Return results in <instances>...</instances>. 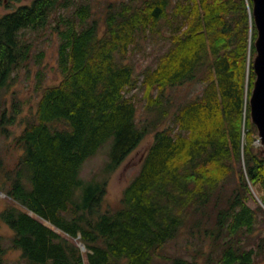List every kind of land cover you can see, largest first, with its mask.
I'll return each instance as SVG.
<instances>
[{
    "label": "trees",
    "instance_id": "trees-1",
    "mask_svg": "<svg viewBox=\"0 0 264 264\" xmlns=\"http://www.w3.org/2000/svg\"><path fill=\"white\" fill-rule=\"evenodd\" d=\"M94 1L0 0L12 8L0 13V131L22 126L15 165L0 152V228L10 230L0 264L8 251L14 264H264V235L254 239L264 147L253 144L249 111L252 1ZM48 31L60 78L47 84L46 66L37 70L33 110L32 95L11 88L31 78V59L43 61L33 47ZM151 37L167 47L139 71L130 53ZM195 80L204 86L189 94ZM148 134L119 207L104 205L111 173ZM105 144L101 172L85 179L83 163Z\"/></svg>",
    "mask_w": 264,
    "mask_h": 264
},
{
    "label": "rangeland",
    "instance_id": "rangeland-1",
    "mask_svg": "<svg viewBox=\"0 0 264 264\" xmlns=\"http://www.w3.org/2000/svg\"><path fill=\"white\" fill-rule=\"evenodd\" d=\"M30 0H11V4L14 7L19 4L29 2ZM8 2V1H7ZM95 6L98 8L102 5L103 0H95ZM11 7H4L3 5L0 7V13L10 11ZM254 41V40H253ZM142 48L136 49L135 52L130 53L129 58L132 59L136 63V67L139 71L146 68L147 66L155 65L157 56L164 51L167 47V40L162 37H151L147 39L145 42H142ZM56 46H57V37L51 31H48L45 35H37L35 36V42L33 47V53H37L39 50L44 51V58L40 65H37L31 59L30 65L32 68V76L28 80L21 79L19 82L15 83L11 88L12 91H15L19 95L20 99L30 98V104L33 107V110L36 108V103L38 101V95H33V87L35 86V76L34 74L37 70L43 65L46 66L47 69V77L46 83L51 84L59 80L60 74L57 71V55H56ZM254 53L251 55V61L254 58ZM35 57V55H34ZM250 58V56H249ZM255 79V75H254ZM253 79V82H254ZM204 86L203 81L195 80L191 82L189 85V94L199 93L202 87ZM253 87V85H252ZM252 89V88H251ZM131 92L136 93L135 99L137 104H141V89H134ZM130 93V92H129ZM194 96V95H193ZM11 100L10 94L8 93V101ZM29 106V105H28ZM140 110V109H139ZM23 115L29 113V109L25 106L22 110ZM12 130L9 135H4L2 131H0V152H2L5 163L7 166L12 167L15 165L21 150L18 148L15 142V136H17L22 126L19 123L12 124L9 126ZM256 139L253 140V144L258 146L260 142H258V131L256 130ZM152 140V134H148L141 143L126 157V159L117 167V169L111 173L108 182H107V192L106 198L104 201V205L109 204L113 209L119 207L120 200L122 196V191L125 185L133 178V176L139 171L142 157L147 150L149 144ZM262 146V145H261ZM108 150L109 145L105 144L99 152L86 160L83 163L81 174L85 179L92 177L93 174H99L101 172V168L104 166L105 161L108 158ZM250 185V184H249ZM254 188V187H253ZM252 189V188H251ZM254 198L257 202L261 201L258 196V191L253 189ZM261 193H264V190H261ZM8 197L4 193H0V207L4 201H6ZM260 203V202H259ZM250 204L252 206L255 205L253 200H250ZM262 232L257 230L256 235L254 236L255 240H258L260 236L264 235V226H262ZM10 230L7 229L5 225H2L0 228V234H7ZM79 237V236H78ZM77 245L80 247V251L82 253L85 252V246L79 239L76 240ZM191 249V248H190ZM19 257L17 251H8L6 254V264H14L16 259ZM201 262V259H200Z\"/></svg>",
    "mask_w": 264,
    "mask_h": 264
},
{
    "label": "water",
    "instance_id": "water-1",
    "mask_svg": "<svg viewBox=\"0 0 264 264\" xmlns=\"http://www.w3.org/2000/svg\"><path fill=\"white\" fill-rule=\"evenodd\" d=\"M252 2L257 38L254 41L256 55L252 60L255 79L249 106L251 121L257 126L258 139L264 147V0H252ZM0 193L2 194L1 191Z\"/></svg>",
    "mask_w": 264,
    "mask_h": 264
},
{
    "label": "bare ground",
    "instance_id": "bare-ground-1",
    "mask_svg": "<svg viewBox=\"0 0 264 264\" xmlns=\"http://www.w3.org/2000/svg\"><path fill=\"white\" fill-rule=\"evenodd\" d=\"M252 1V0H251ZM249 11H250V13H251V17H252V22L254 23V26H255V22H254V17H253V2H252V5H250L249 6ZM255 28H256V26H255ZM256 38H257V29H256ZM255 38V39H256ZM255 39H254V41H255ZM253 44H254V42H253ZM254 47H255V45H254ZM255 55H256V50H255ZM255 55H254V57H255ZM253 60V59H252ZM252 63V62H251ZM253 68V67H252ZM253 73H254V70H253ZM254 75H255V73H254ZM251 94V93H250ZM249 98H250V96H249ZM249 111H250V106H249ZM250 120H251V118H250ZM252 122V121H251ZM253 123V122H252ZM254 124V123H253ZM255 125V124H254ZM256 126V125H255ZM256 129H257V126H256ZM258 142H259V139H258ZM259 145H261L260 143H259Z\"/></svg>",
    "mask_w": 264,
    "mask_h": 264
}]
</instances>
